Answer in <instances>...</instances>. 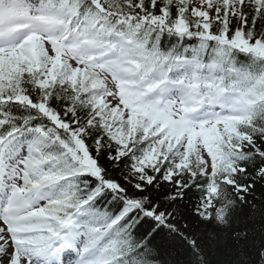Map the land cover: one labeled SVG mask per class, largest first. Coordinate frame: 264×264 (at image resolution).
Masks as SVG:
<instances>
[{
    "label": "snow or ice",
    "instance_id": "obj_1",
    "mask_svg": "<svg viewBox=\"0 0 264 264\" xmlns=\"http://www.w3.org/2000/svg\"><path fill=\"white\" fill-rule=\"evenodd\" d=\"M0 264H264V0H0Z\"/></svg>",
    "mask_w": 264,
    "mask_h": 264
},
{
    "label": "trees",
    "instance_id": "obj_2",
    "mask_svg": "<svg viewBox=\"0 0 264 264\" xmlns=\"http://www.w3.org/2000/svg\"><path fill=\"white\" fill-rule=\"evenodd\" d=\"M178 257H179V249L178 248H168L162 252L161 258L171 261L173 259H177ZM214 258H215V253H213V256L210 257V259H214Z\"/></svg>",
    "mask_w": 264,
    "mask_h": 264
},
{
    "label": "rangeland",
    "instance_id": "obj_3",
    "mask_svg": "<svg viewBox=\"0 0 264 264\" xmlns=\"http://www.w3.org/2000/svg\"><path fill=\"white\" fill-rule=\"evenodd\" d=\"M193 3L196 6L198 4V0H194Z\"/></svg>",
    "mask_w": 264,
    "mask_h": 264
}]
</instances>
